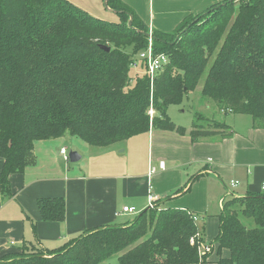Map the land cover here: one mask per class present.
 Here are the masks:
<instances>
[{
    "label": "trees",
    "instance_id": "16d2710c",
    "mask_svg": "<svg viewBox=\"0 0 264 264\" xmlns=\"http://www.w3.org/2000/svg\"><path fill=\"white\" fill-rule=\"evenodd\" d=\"M106 7L118 22L67 0H0V206L12 197L10 175L34 165L35 142L69 135L102 148L150 129L185 135L166 108L181 104L204 74L201 96L219 113L249 116L264 129V0H225L167 34L149 31L120 0ZM149 33L168 64L152 83L142 74L130 84ZM232 135L216 112L198 114L189 132L193 143ZM37 207L44 222L64 220L62 198H40ZM193 215L147 208L128 223L86 230L54 250L26 247L0 264H109L116 256L120 264H206L200 248L209 243ZM217 218L214 264H264V192L231 198Z\"/></svg>",
    "mask_w": 264,
    "mask_h": 264
},
{
    "label": "crops",
    "instance_id": "0c3cea01",
    "mask_svg": "<svg viewBox=\"0 0 264 264\" xmlns=\"http://www.w3.org/2000/svg\"><path fill=\"white\" fill-rule=\"evenodd\" d=\"M67 1L92 17L117 22L115 12L104 6V0ZM223 1L120 0L149 31L166 34L184 19ZM245 116L234 115L233 135L221 141L215 137L193 143L189 127L183 136L150 129L108 147L87 145V163L79 168L59 163L65 160L60 151L65 149L66 137L35 142L34 165L23 174L10 175L12 197L5 198L0 206V258L31 246L54 250L86 230L115 225L121 218L118 224L128 223L133 215L121 214L122 208L141 212L147 209L150 194L157 198L158 209H184L197 216L195 223L204 228L206 239L211 220L216 221L218 232L217 215L208 213L221 209L227 195L233 198L263 192L264 129L254 128ZM2 166L0 159V172ZM231 181L238 184L230 187ZM40 198H62L64 220L44 222L37 207ZM116 213L120 215L116 217ZM208 254L207 263L214 254V264L216 251ZM222 255L227 256V252Z\"/></svg>",
    "mask_w": 264,
    "mask_h": 264
},
{
    "label": "rangeland",
    "instance_id": "374dc122",
    "mask_svg": "<svg viewBox=\"0 0 264 264\" xmlns=\"http://www.w3.org/2000/svg\"><path fill=\"white\" fill-rule=\"evenodd\" d=\"M108 20H110V19H108ZM108 20H105V21H108ZM117 22H118V19H117ZM140 75H142L141 70L137 67H132L130 70V74H129L130 84H132L134 82L136 76H140ZM204 78H205V74L200 79L199 84H198L197 88L195 89V91H193L192 93H189V95L183 99L181 104L167 106L166 114L168 115L170 120L174 124H176L177 126L189 128V127H191L192 123L195 121V118L198 114L205 116V117H208V116H211V114H213V112H216L217 118L221 117V120H225L226 124L229 125L230 127H232L231 123H232V119L234 117V114L232 115L231 113H227L226 115H223V114L219 113L218 110L216 109V106L214 105V103L212 101L201 96L200 92H201V88L203 85ZM153 116H155V114ZM239 117L243 118L244 116H239ZM245 117L248 120H252L249 116H245ZM150 120H151V118H150ZM201 123L202 122L200 121V124ZM65 137H66V139L64 141V145H65L67 157H68V154L70 152H74V153L78 154L79 156L82 155L83 159L78 161V162H74V163L70 162L69 160L66 161V160L61 159V160H59V163L62 166H68L70 168H79L80 166L85 165L87 163V159H86V157H84V155H85L86 148H88L87 145L75 137H71L69 135H65ZM74 166H76V167H74ZM231 197L232 196L227 195L225 198V202L230 200ZM212 211H215V212H213V213L209 212L208 215L216 216L219 214L220 209H216V210H212ZM133 216H135V215H133ZM130 218H132V216L129 217L128 219H130ZM122 219L123 218L118 219V222L115 225H120L118 223H121L119 221ZM243 221H245V220L242 219V222ZM248 223H252L251 220H248ZM216 224H217L216 221L211 220V225L206 226L207 230L205 232V235H206L205 240L207 241V243L214 241V239L217 235V228H216L217 225ZM214 258H215L214 254H212L211 257L208 259V263H206V264H213ZM108 263L109 264H120L117 260V256L109 259Z\"/></svg>",
    "mask_w": 264,
    "mask_h": 264
},
{
    "label": "built area",
    "instance_id": "2783aa9c",
    "mask_svg": "<svg viewBox=\"0 0 264 264\" xmlns=\"http://www.w3.org/2000/svg\"><path fill=\"white\" fill-rule=\"evenodd\" d=\"M168 57L165 54H154L153 48H152V40H151V34H148V45L146 49L139 52L136 56V60L132 63V67H137L141 70V74L146 75L149 78V81L152 83L155 76H157L160 71L165 67L166 64H168ZM155 113L152 111V109L149 110L150 118ZM60 154L65 157V160L68 159L66 150L61 149ZM159 168L163 169V162L159 163ZM154 172V169H152L151 173ZM238 184L236 181L230 182V187H234ZM262 191L264 192V186L262 187ZM157 198L153 195H149L147 197V208L154 209L156 207ZM139 211L136 210V208L133 207H124L121 210V214H130V215H137ZM116 217L120 215V213L115 214ZM192 219L194 222L197 221V216L193 215ZM212 250V245H203L200 248V255L208 254Z\"/></svg>",
    "mask_w": 264,
    "mask_h": 264
},
{
    "label": "water",
    "instance_id": "95a60500",
    "mask_svg": "<svg viewBox=\"0 0 264 264\" xmlns=\"http://www.w3.org/2000/svg\"><path fill=\"white\" fill-rule=\"evenodd\" d=\"M106 1H107V0L104 1V6H105V7H106ZM106 8H107V7H106ZM128 26H131V19H130L129 22H128ZM101 49H103V50H105V51H109V48L106 47V46H101ZM68 160H69L70 162L74 163V162H77V161L80 160V156H79L78 154L74 153V152H70V153L68 154Z\"/></svg>",
    "mask_w": 264,
    "mask_h": 264
}]
</instances>
